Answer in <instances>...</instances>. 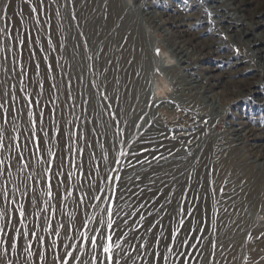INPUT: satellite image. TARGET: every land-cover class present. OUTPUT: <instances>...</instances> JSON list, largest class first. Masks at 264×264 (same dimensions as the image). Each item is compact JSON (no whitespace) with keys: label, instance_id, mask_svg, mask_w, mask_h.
I'll list each match as a JSON object with an SVG mask.
<instances>
[{"label":"rangeland","instance_id":"1","mask_svg":"<svg viewBox=\"0 0 264 264\" xmlns=\"http://www.w3.org/2000/svg\"><path fill=\"white\" fill-rule=\"evenodd\" d=\"M10 1L0 0V10L6 4L9 8ZM129 1L131 4L123 15L130 16L131 24H145L148 29L146 39L149 42L153 38L156 40L152 59L161 58L158 62L164 61L163 65L175 64L169 54V60L165 58L170 52L165 47L164 37L150 28L149 20L142 23L134 18L143 17L142 10L151 0H140L136 4L134 0ZM190 1L160 0L151 9L155 14L163 11L185 14ZM260 1L259 5L264 7V0ZM109 2L111 0H43V3L31 0L29 4L28 0H12L16 10L7 8L6 14L0 11V28L8 33H0V105H3L0 107V142L4 145L0 148V161H3L0 164V209L7 210L11 220L5 232L0 234V241H3L0 243V264H7L9 260L12 264H50L54 259L49 247L53 240L57 242L55 252L59 255L65 253L66 245H80L82 232L100 227L98 221L107 224L109 217L105 209L109 207L113 228L106 230V234L112 235L113 264L116 261L119 264H150L153 252L167 256V260H158V264H182V261L184 264H200L201 260H206L208 247L201 242V236L185 237L184 223L179 221L178 226L174 223L176 216L171 207L170 185L161 176H165V172L150 169L151 166L149 170L139 172L133 165L137 149L135 140L147 131L144 125L147 117L138 119L135 127L139 131L136 128L138 132L135 131L133 137L124 136L120 100L109 93V77L103 58L109 38L125 29L118 19L110 25L105 23L111 9ZM37 4L40 5L39 11L31 13V8ZM206 10L204 7L203 13L206 14ZM72 28L77 29V33ZM263 30L264 26L255 33L264 35ZM200 36L199 42H209L208 32ZM21 40L25 43L21 44ZM235 48L228 44L223 51L233 52ZM239 48L244 49L242 45ZM212 55L214 57L215 53ZM75 59H80L83 64L78 75L74 71ZM235 59L233 56L230 60ZM201 61V68L214 65ZM229 66L224 64L213 72ZM158 69L163 70V67ZM158 69H154L149 83L166 78L162 72V77L156 74ZM250 75L244 78L249 79ZM165 85L159 89L157 83L153 85L154 89L148 86L151 97L165 98L172 90L168 82ZM237 105L231 104L224 116L208 125L207 133H220L226 127L229 115L241 114L244 105ZM177 108L173 109L171 105L155 108L153 122L155 119L170 134L181 126L185 128L183 114ZM255 114L252 112V117ZM149 123L151 121L148 126ZM102 127L111 132L110 142L103 141L114 150L100 151L97 155L94 147L104 132ZM5 190L9 194L7 200ZM95 196L102 199L96 200ZM21 205L25 208L24 223L18 222ZM257 218L258 222H264L263 216ZM15 228L21 232L36 231L45 237L46 244L41 246L29 236L18 238L15 250L9 248L7 240L9 236H15ZM42 228H48V231ZM53 229L60 232L59 237L53 234ZM29 240L33 245L31 258L24 251ZM116 244L120 247L116 248ZM45 248L48 249L47 259L41 262L36 253ZM261 252L263 255L264 250ZM77 254L90 262L93 253L88 248ZM100 259L104 260L102 251Z\"/></svg>","mask_w":264,"mask_h":264},{"label":"bare ground","instance_id":"2","mask_svg":"<svg viewBox=\"0 0 264 264\" xmlns=\"http://www.w3.org/2000/svg\"><path fill=\"white\" fill-rule=\"evenodd\" d=\"M127 1L109 2L111 9L105 23L110 25L118 19L125 30L109 38L103 59L109 93L120 100L124 136H132L138 130L135 127L138 119L147 117L144 124L147 131L135 140V169L140 172L151 166L150 169L165 172L161 176L170 185L174 223L178 226L182 221L185 237L201 236V242L208 247L206 260L200 264H264V252L263 255L261 252L264 222H258L257 218L264 217V35L255 33L264 26L261 1L191 0L187 13L174 15L166 11L159 14L156 10L158 14H155L151 8L160 0H151L155 4L145 6L143 17L134 18L142 23L148 19L150 28L164 37L170 52L165 58L176 61L170 65H163L164 61L160 64L161 58L152 59L156 40L146 39L145 24H131L130 16L123 15L131 4ZM138 1L134 0L135 4ZM9 6L8 9L16 10L12 0ZM209 11L211 19L207 15ZM205 32L209 42H199L198 38ZM243 37L246 38L242 40ZM228 44L233 48L238 45L233 49L235 52L223 51ZM233 56L236 59L231 61ZM79 60L73 62L77 75L83 68ZM201 60L214 65L201 68ZM224 64L230 66L213 72ZM161 66L163 70L159 71ZM155 68L156 74L161 76L162 72L166 78L153 79L151 84L149 79ZM247 74H251L249 79L244 78ZM166 82L172 87L171 92L165 98H152L148 86L153 88L157 83L159 89ZM231 104H243L242 113L229 115L220 133L208 134V125L224 116ZM162 105L179 107L185 128L181 126L170 134L155 119L153 122L155 108ZM252 112L256 116L252 117ZM102 128L104 132L94 147L97 155L100 151L114 150L103 141L110 142L111 132Z\"/></svg>","mask_w":264,"mask_h":264},{"label":"snow or ice","instance_id":"3","mask_svg":"<svg viewBox=\"0 0 264 264\" xmlns=\"http://www.w3.org/2000/svg\"><path fill=\"white\" fill-rule=\"evenodd\" d=\"M201 2L203 3V0H201ZM28 3L31 4V0H28ZM41 3H43V0H41ZM8 8V5L6 4L4 6L3 11L4 14H6V9ZM40 9V5L37 4L35 7L31 8V13H36L38 12ZM30 13V14H31ZM209 19H211L212 17V13L208 12L207 13ZM0 33H4L5 35H7V31L4 28H0ZM21 44H24L25 41L21 40L20 41ZM157 55H159L160 50L157 49L156 50ZM236 52H239V49H236ZM46 59V57H45ZM0 107H3V105H0ZM31 115V113H30ZM35 122H33L34 124ZM34 135V133H33ZM4 145L2 142H0V148H3ZM17 147L19 148V145H17ZM123 154V153H121ZM118 162V161H117ZM0 164H3V161H0ZM107 179H112L111 177H107ZM8 192L7 190L4 191V198L7 200L8 199ZM49 196L52 195L51 192L48 193ZM69 195H71V193H69ZM94 199L96 200H101L102 197L101 196H95ZM12 203H15V200L12 201ZM105 211L108 214L109 220L107 222V224L105 225L102 221H98V223L101 225L100 227H93L90 231H85L82 232L80 234V238L82 240V243L80 245H75V244H69L66 245V251L63 255H59L55 252V249L58 247L56 240L52 241V244L49 246L52 251H53V255H54V259L50 262V264H113L114 262V254H113V243H112V235H107L106 234V230H110L113 228V221L111 220V216H112V211L111 208H107L105 209ZM19 216H20V220L18 221L19 223H24L23 221V217L25 216V208L23 205L20 206L19 209ZM0 221H2V223H0V234H3L5 232V228L8 227L11 224V220L8 218V212L7 210L4 209H0ZM84 227H87V225H83ZM48 227H51V224L48 225ZM64 227V226H62ZM43 231H48V228H42ZM13 231L15 232V236H9L7 243H8V247L15 250L17 248V239H22L24 237H31L32 239L37 240V242L43 246L46 244V240L45 237L38 235V233L36 231H29V230H25L23 232H21V230L19 228H15L13 229ZM53 234L57 237L60 236V232L57 231L56 229H53ZM0 243H3V241H0ZM62 243V242H61ZM32 243L31 240L28 241V245L27 247L24 249V251L27 253V256L29 258L33 257V252H32ZM116 248H119L120 245L116 244L115 245ZM143 247V245L141 246ZM88 248H90L92 250V256H91V261H86L84 259H82L81 255H78L77 252H85ZM72 249H75V251H73ZM8 249H5V251H7ZM48 249L45 248L44 251L42 252H37L36 255L39 257V260L41 262L46 261L47 257H46V253H47ZM100 251H102V254L104 255V260L100 259ZM169 251H171V249H169ZM158 260H167V256L163 255L162 253H157V252H153L152 253V260L150 261V264H158ZM7 264H12V261L9 260L7 261ZM116 264H119L118 261H116ZM182 264H184V262L182 261Z\"/></svg>","mask_w":264,"mask_h":264}]
</instances>
